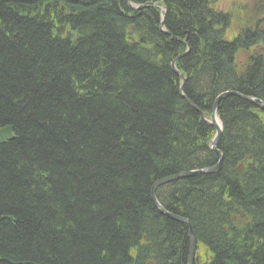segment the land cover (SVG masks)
I'll list each match as a JSON object with an SVG mask.
<instances>
[{
    "label": "trees",
    "instance_id": "trees-1",
    "mask_svg": "<svg viewBox=\"0 0 264 264\" xmlns=\"http://www.w3.org/2000/svg\"><path fill=\"white\" fill-rule=\"evenodd\" d=\"M129 1L165 6L166 32L126 0H0V264H188L189 227L207 264H264V111L246 99L219 102L220 168L155 190L189 226L151 199L165 172L217 162L199 111L220 92L264 99V0L231 40L217 0Z\"/></svg>",
    "mask_w": 264,
    "mask_h": 264
},
{
    "label": "bare ground",
    "instance_id": "bare-ground-1",
    "mask_svg": "<svg viewBox=\"0 0 264 264\" xmlns=\"http://www.w3.org/2000/svg\"><path fill=\"white\" fill-rule=\"evenodd\" d=\"M144 5H149V6H152V7H155L159 10V13H160V20L161 21V24L163 25V22H164V18H165V13H166V7H162L158 4H155L153 5V3L151 1H147L145 2L144 4H138L139 8L144 6ZM50 20H52V15H50L49 17ZM245 39H243L244 41ZM234 66H235V69L234 68H231V67H228V73H231L232 74V71L233 73L236 75V73L238 75L242 74L243 72V69H241L239 67L238 64L234 63ZM257 84H259V80L258 79H253L252 82H251V85L250 87L248 88L249 90L253 89L255 86H257ZM85 87L89 88V85L86 84ZM179 88H181V86L179 85L178 86ZM247 101H249L250 103L253 104V106H255L257 109L261 110V111H264V99H261L259 97H254V96H247ZM201 111H199V114H200ZM242 152V151H240ZM180 153V152H178ZM182 155L185 154L184 151H181ZM240 157L244 158V159H241V160H245L246 158L250 160V158L245 154L243 153ZM154 163H156V167L157 169H161L162 168V165H164L165 162H167L166 159H164L163 157H157V158H154L153 159ZM200 173H203V174H210L211 171L206 168V167H201V168H198L196 169L192 174H190V176H193V175H198ZM180 178H183V177H179L178 175L172 173V174H167V172H165L164 175H161L160 178H158L156 181L158 182L159 180L161 182H163L162 184H166V183H170L172 184L171 182H173L174 180H178ZM155 185V186H154ZM153 186L155 187V190L158 189V185L155 183V181L153 182ZM220 206H221V203H219ZM220 211L223 213V214H227V213H230L229 211H226L225 208H221ZM245 213L246 210L243 209V210H240V209H236L234 211H231V213L235 214V215H238V213ZM247 213H248V210H247ZM249 238L247 236L244 237V240H248ZM196 248V246H195ZM194 248V250H195ZM192 264H194V261L192 260Z\"/></svg>",
    "mask_w": 264,
    "mask_h": 264
},
{
    "label": "rangeland",
    "instance_id": "rangeland-1",
    "mask_svg": "<svg viewBox=\"0 0 264 264\" xmlns=\"http://www.w3.org/2000/svg\"><path fill=\"white\" fill-rule=\"evenodd\" d=\"M259 0H217L215 6L222 9L224 12L230 15V24H229V31L232 32L235 30V27L238 23L243 19L241 16H245L246 14L254 13L252 8L257 5ZM244 55L242 53H238L237 61L244 60ZM228 91V90H224ZM229 95H237L243 99H246V96L237 92L232 91L230 93H226V96Z\"/></svg>",
    "mask_w": 264,
    "mask_h": 264
},
{
    "label": "water",
    "instance_id": "water-1",
    "mask_svg": "<svg viewBox=\"0 0 264 264\" xmlns=\"http://www.w3.org/2000/svg\"><path fill=\"white\" fill-rule=\"evenodd\" d=\"M172 68H173V70L179 75V73L175 70V68H174L173 66H172ZM213 113H214V110H212V116H213ZM212 119H213V117H212ZM212 125H213V126H216V125H215V122H214L213 120H212ZM219 135H220V131H219V129H217L216 137H215V140H214L213 143H216V142H217V140H218V138H219ZM215 152H216L217 156H218L219 158H221V154H220V152H219L218 150H217V151L215 150ZM219 166H220V161H218V163H217L215 166L208 167V169L212 172V171L218 169ZM192 173H193V172H181V173H178V174H176V175H178L179 177H185V176H188V175H190V174H192ZM155 183H156L157 185H159L160 183H163V182H161V181L159 180L158 182L156 181ZM154 186H155V185H154ZM154 186H152V189H151V199H152V202H153L154 206L158 209V211L161 212V213L166 214L167 216H169V217H171V218H173V219L180 220V221L186 223L187 225H189V222H188L187 219L182 218V217H179V216H177V215H174V214H172V213L166 211V209H164V208L159 204V202H157L156 197H155V193H154V189H155ZM194 248H195V238H194L193 231H192V230L190 229V227H189V258H188V264H192V259H193V255H194Z\"/></svg>",
    "mask_w": 264,
    "mask_h": 264
}]
</instances>
